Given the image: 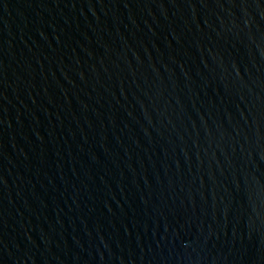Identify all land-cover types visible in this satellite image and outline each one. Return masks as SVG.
Listing matches in <instances>:
<instances>
[{
    "label": "water",
    "instance_id": "obj_1",
    "mask_svg": "<svg viewBox=\"0 0 264 264\" xmlns=\"http://www.w3.org/2000/svg\"><path fill=\"white\" fill-rule=\"evenodd\" d=\"M0 264H264V0H0Z\"/></svg>",
    "mask_w": 264,
    "mask_h": 264
}]
</instances>
